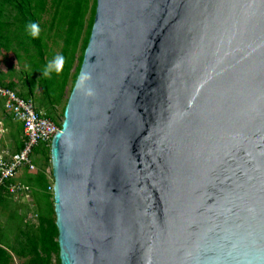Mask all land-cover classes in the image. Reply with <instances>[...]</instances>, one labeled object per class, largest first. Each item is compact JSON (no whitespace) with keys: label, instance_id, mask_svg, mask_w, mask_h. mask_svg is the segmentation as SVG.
Here are the masks:
<instances>
[{"label":"water","instance_id":"obj_1","mask_svg":"<svg viewBox=\"0 0 264 264\" xmlns=\"http://www.w3.org/2000/svg\"><path fill=\"white\" fill-rule=\"evenodd\" d=\"M51 163L61 264H264V0H97Z\"/></svg>","mask_w":264,"mask_h":264},{"label":"trees","instance_id":"obj_2","mask_svg":"<svg viewBox=\"0 0 264 264\" xmlns=\"http://www.w3.org/2000/svg\"><path fill=\"white\" fill-rule=\"evenodd\" d=\"M96 7L97 0H0V57L19 68L17 75L0 74V83L22 98L40 100L37 110L59 126L62 123L57 119V107L65 104L64 114L68 85L71 83V92ZM32 24L38 29L35 37L30 34ZM53 44L60 45L58 52ZM61 56L63 64L57 71L55 61ZM2 110L9 120L14 152L20 151L26 140L23 125L13 121L4 101ZM33 159L36 168H25L19 180L30 187L27 202L20 204L22 199H15L9 192V185L16 179L0 189V264H61L53 192L49 189L53 176L51 143L38 145Z\"/></svg>","mask_w":264,"mask_h":264},{"label":"built area","instance_id":"obj_3","mask_svg":"<svg viewBox=\"0 0 264 264\" xmlns=\"http://www.w3.org/2000/svg\"><path fill=\"white\" fill-rule=\"evenodd\" d=\"M0 98L4 101V107L12 115L13 119L23 125L26 137L22 150L10 152L5 150L0 153V189L7 181L16 179L20 171L25 168L34 170V150L40 144H50L52 139L61 129L54 120L44 116L37 110L32 99L19 96L13 89L0 83ZM50 172V168L47 169ZM51 177V176H50ZM54 179L51 177L50 191L53 192ZM9 192L15 199L29 198L30 187L20 181L9 185Z\"/></svg>","mask_w":264,"mask_h":264},{"label":"rangeland","instance_id":"obj_4","mask_svg":"<svg viewBox=\"0 0 264 264\" xmlns=\"http://www.w3.org/2000/svg\"><path fill=\"white\" fill-rule=\"evenodd\" d=\"M54 49H55V51H59L60 50V45H55V44H53V45H51ZM15 64H13V63H11L10 62V60L9 59H5V58H3V57H0V74L1 75H5L6 73H8L9 72V74H12V73H14L15 75H17L18 73H19V68L18 67H15L14 66ZM70 88H71V83L68 85V90H67V92H68V94L69 93H71L70 92ZM70 95V94H69ZM33 101H34V103H35V105L38 107H40L41 106V101L39 100V102L38 101H36L35 99H32ZM65 104H61V105H59L58 107H57V119L62 123L63 122V113H62V110H63V106H64ZM6 149H8L10 152H14V147H13V145L11 144V141H10V139H9V145H8V147L6 148ZM41 158V157H40ZM20 173H21V171L18 173V175L16 176V179L18 178V180H20ZM22 176V175H21ZM28 199L29 198H24V199H22V203H25V202H27L28 201ZM31 215H32V213H31ZM33 217V216H32ZM16 262H18L17 261V259H16Z\"/></svg>","mask_w":264,"mask_h":264},{"label":"crops","instance_id":"obj_5","mask_svg":"<svg viewBox=\"0 0 264 264\" xmlns=\"http://www.w3.org/2000/svg\"><path fill=\"white\" fill-rule=\"evenodd\" d=\"M2 107H3V100L0 98V153L4 152L5 150H8L6 148L9 145V126L7 123L9 120L6 119V117L3 115ZM13 121L15 122L16 120H13ZM22 172L23 171H21V173ZM21 173H20V176H21ZM16 180H18V178ZM20 204H23L22 200Z\"/></svg>","mask_w":264,"mask_h":264},{"label":"clouds","instance_id":"obj_6","mask_svg":"<svg viewBox=\"0 0 264 264\" xmlns=\"http://www.w3.org/2000/svg\"><path fill=\"white\" fill-rule=\"evenodd\" d=\"M29 28L31 29V32L30 34L35 37L37 34H38V29H37V26L35 24H32V25H29ZM63 60L64 58L61 56V57H58L55 61V66H56V69L57 71H59L60 69V66L63 64Z\"/></svg>","mask_w":264,"mask_h":264}]
</instances>
